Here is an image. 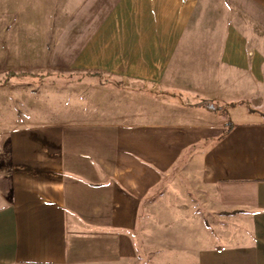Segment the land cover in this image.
Masks as SVG:
<instances>
[{"label": "crops", "instance_id": "1", "mask_svg": "<svg viewBox=\"0 0 264 264\" xmlns=\"http://www.w3.org/2000/svg\"><path fill=\"white\" fill-rule=\"evenodd\" d=\"M4 37L11 78L75 75L89 110L16 84L0 264H264V0H0ZM233 102L242 122L218 115ZM176 168L203 215L159 205Z\"/></svg>", "mask_w": 264, "mask_h": 264}, {"label": "rangeland", "instance_id": "2", "mask_svg": "<svg viewBox=\"0 0 264 264\" xmlns=\"http://www.w3.org/2000/svg\"><path fill=\"white\" fill-rule=\"evenodd\" d=\"M3 42V49L4 51L2 52L0 50V98L2 99L3 105H4V114L5 117H2L0 120L3 122V126H7V124H11V115L15 114V112L18 111L19 108V103L17 102L16 97V92L14 89L16 88V84L18 83H23L25 81H29V83L34 84L33 86L36 91H34L32 94L36 96L35 100L33 101L36 105L39 104V102L42 101L41 95H47L51 97L53 101H56L57 103H54L56 107H53V109L56 108V111L58 110H66L71 111L72 109L78 110L79 108L75 107L81 104L83 107L81 108H86L87 110L89 107V96H87L88 93H86V98L81 99V93L84 94V91H80L81 88L77 86V76H69V75H63V76H56V75H51L48 77V79H43L45 83H50L51 85L49 88L51 90H57V91H50L48 92L43 91L42 81L40 79H33L30 77H22L21 75H18V77L14 76L15 78H11V76L8 74V69H15L12 65V50L10 47V39L9 38H2L0 39V46ZM42 79V78H41ZM37 83V84H36ZM47 89V87H44ZM77 90V91H76ZM80 91V92H79ZM40 94V95H39ZM59 95V96H58ZM48 96V95H47ZM57 96V97H56ZM187 99L188 103L191 102L190 104H194L199 102L198 98L195 97H188ZM14 100V101H10ZM61 101V102H59ZM5 102V103H4ZM15 102V103H14ZM59 102V103H58ZM105 100L100 101V106H99V113H100V118L102 117L101 114L105 113V107L104 103ZM13 103V104H12ZM243 105L238 103H228V106L226 107L227 110L220 111L219 112V117L225 121H228L229 123H234V122H242L245 120L246 117L243 116V113L246 112V109H250L251 104H247L242 102ZM102 105V106H101ZM252 104L251 106H253ZM14 106L15 108H13ZM225 107L226 105H221ZM244 106V107H242ZM259 108L257 109V113L259 115H264V103ZM255 109V108H254ZM253 110V109H252ZM259 110V111H258ZM250 112V111H249ZM181 168V167H180ZM180 168L174 169L170 175L165 178L162 184V187H160L158 192L155 193V196L157 197L156 199L159 200L160 198H163L169 203L168 206H170L172 203L171 201H174L175 204H181L189 206L194 209L196 214L203 215L204 212V203H203V198L201 196V188L198 185L197 177L195 176H190L189 172L183 171ZM154 196V197H155ZM159 200V205H161ZM173 204V208H176V205ZM152 207V206H151ZM172 209V208H171ZM148 217L150 220L147 223V229H154V216L157 211V208L152 207L151 209L148 208ZM159 210V209H158ZM177 209H175L174 214L177 213ZM152 229V230H153ZM142 239V238H141Z\"/></svg>", "mask_w": 264, "mask_h": 264}, {"label": "trees", "instance_id": "3", "mask_svg": "<svg viewBox=\"0 0 264 264\" xmlns=\"http://www.w3.org/2000/svg\"><path fill=\"white\" fill-rule=\"evenodd\" d=\"M8 74H9L10 76H13L14 73L9 72ZM203 106H204V107H209V105H208L207 103L203 104Z\"/></svg>", "mask_w": 264, "mask_h": 264}]
</instances>
